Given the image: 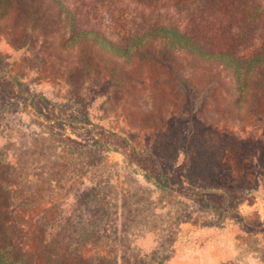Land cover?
<instances>
[{
	"label": "rangeland",
	"instance_id": "obj_1",
	"mask_svg": "<svg viewBox=\"0 0 264 264\" xmlns=\"http://www.w3.org/2000/svg\"><path fill=\"white\" fill-rule=\"evenodd\" d=\"M0 264H264V0H0Z\"/></svg>",
	"mask_w": 264,
	"mask_h": 264
},
{
	"label": "trees",
	"instance_id": "obj_2",
	"mask_svg": "<svg viewBox=\"0 0 264 264\" xmlns=\"http://www.w3.org/2000/svg\"><path fill=\"white\" fill-rule=\"evenodd\" d=\"M174 32H176V31L174 30Z\"/></svg>",
	"mask_w": 264,
	"mask_h": 264
}]
</instances>
